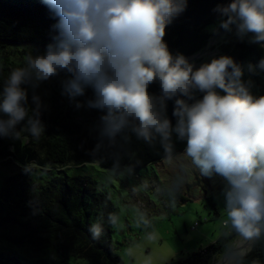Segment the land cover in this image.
<instances>
[{"label": "clouds", "instance_id": "obj_1", "mask_svg": "<svg viewBox=\"0 0 264 264\" xmlns=\"http://www.w3.org/2000/svg\"><path fill=\"white\" fill-rule=\"evenodd\" d=\"M56 21L52 43L43 54H29L0 87V137L19 139L22 129L34 138L45 131L44 105L35 89L60 76L61 95L77 109L99 117L93 154L127 142L131 132L152 145L157 139L167 156L173 135L186 143L185 152L203 177L224 181L223 228L245 240L264 237V95L253 93L247 72L264 71L258 64H237L226 55L196 67L181 53L173 55L165 30L187 7V0H42ZM219 28L264 46V0H229L217 4ZM159 83L160 94L149 91ZM28 87L33 89L29 116ZM91 89L92 96L83 102ZM173 100L172 116L167 101ZM109 223L117 218L109 215ZM93 239L103 225L92 223Z\"/></svg>", "mask_w": 264, "mask_h": 264}, {"label": "trees", "instance_id": "obj_2", "mask_svg": "<svg viewBox=\"0 0 264 264\" xmlns=\"http://www.w3.org/2000/svg\"><path fill=\"white\" fill-rule=\"evenodd\" d=\"M228 2L187 0L186 9L165 30L164 40L170 52L189 57L204 49L212 35L207 28L220 20L213 9L217 4ZM55 22L42 0H0V51L11 44L43 54L47 45L52 43V25ZM224 32L220 28L215 30L216 34ZM220 50L222 55L230 56L237 64L245 66L248 63L256 65L264 58V46L250 43L249 37L228 39ZM4 53L3 50L0 53V87L13 69L25 64V59L15 60ZM244 79L254 81L255 95H264V71L257 69L255 74H250L245 67ZM34 91L44 105L40 117L44 133L38 139L34 138L26 130V124L22 123L18 126L22 129L19 139L0 137V166L11 170L0 184V231L6 232V238L15 245H28L36 250L53 249L62 260L82 258L85 264H122L114 251V225L108 219L110 214L115 215L114 205L91 178H69L62 174L40 182L33 178V172L48 169L63 172L70 165L93 161L110 170L141 169L169 156L158 139L149 145L131 132L127 133V142L118 137L115 146H106L93 154L98 130L91 135L89 130L74 122L72 109L64 108L58 102L54 103L49 113L45 97L37 89ZM149 91L159 95V83L152 84ZM28 94L31 116V87H28ZM91 96L89 89L84 97L77 99L84 101ZM173 107L174 101H167V115L175 123ZM92 114L99 122L102 113L94 110ZM173 144L171 156L185 151L186 143L179 141L175 135ZM95 222L101 223L104 228L99 239H93L89 231ZM238 237L237 233L229 231L176 264H212L229 250ZM0 264L25 263L0 251ZM238 264H264V237L254 241L250 252Z\"/></svg>", "mask_w": 264, "mask_h": 264}, {"label": "rangeland", "instance_id": "obj_3", "mask_svg": "<svg viewBox=\"0 0 264 264\" xmlns=\"http://www.w3.org/2000/svg\"><path fill=\"white\" fill-rule=\"evenodd\" d=\"M219 21L207 28V32L212 34L207 49L209 55L189 59L196 67L221 56L220 46L227 43L228 39H239L235 28L216 34ZM2 50L15 60L38 54L31 49L26 51L22 45L10 44L2 48L0 53ZM64 78L65 75L61 73L58 77L42 82L36 89L45 97L49 113L55 102L64 108H71L74 122L94 135L99 124L92 114L95 109H77L74 103L61 95V81ZM95 112L98 113V110ZM10 172V169L0 166V184ZM62 174L69 178L89 177L110 198L117 218L112 241L122 264H176L230 231L223 228L226 215L222 195L223 179L218 175L211 178L201 176L185 151L141 169L124 168L116 171L102 168L97 161H93L70 165L63 172L56 169L35 170L33 178L44 182ZM5 235L6 232L0 231V251L19 258L25 264H85L82 258L62 260L53 249L36 250L28 245H15ZM231 250L216 263L225 260Z\"/></svg>", "mask_w": 264, "mask_h": 264}, {"label": "bare ground", "instance_id": "obj_4", "mask_svg": "<svg viewBox=\"0 0 264 264\" xmlns=\"http://www.w3.org/2000/svg\"><path fill=\"white\" fill-rule=\"evenodd\" d=\"M235 28V27H234ZM208 49V48H207ZM205 49L203 52L199 53V54H194L192 56H189L187 58H189L190 60L201 57L205 51L207 50ZM252 241L249 240H245L244 238H242L240 236V238L237 241V245H235V247L231 250V252L228 254V256L226 257L225 260L219 262V263H215V264H238L239 260L247 253L250 251V249L253 246L254 241L252 242V244L250 245ZM250 245V247L248 248V246Z\"/></svg>", "mask_w": 264, "mask_h": 264}, {"label": "water", "instance_id": "obj_5", "mask_svg": "<svg viewBox=\"0 0 264 264\" xmlns=\"http://www.w3.org/2000/svg\"><path fill=\"white\" fill-rule=\"evenodd\" d=\"M233 28H234V26H233ZM226 32H228V31H225L224 33H226ZM209 43H210V41H208V43H207V45H206V47H205L204 49H202L201 51H199V52L196 53V54H199V53L203 52L205 49H207V48L209 47ZM45 49H46V48H45ZM236 240H237V239H236ZM236 240L234 241V243L236 242ZM234 243H233V244H234ZM233 244L230 246L229 250L232 248ZM252 247H253V246H252ZM251 249H252V248H251ZM229 250L223 255V257L214 260V261L212 262V264H215L216 262L222 260V259L226 256V254L229 252ZM249 252H250V251H249ZM249 252H248V253H249ZM248 253H247V254H248ZM247 254H245L243 257H245Z\"/></svg>", "mask_w": 264, "mask_h": 264}, {"label": "crops", "instance_id": "obj_6", "mask_svg": "<svg viewBox=\"0 0 264 264\" xmlns=\"http://www.w3.org/2000/svg\"><path fill=\"white\" fill-rule=\"evenodd\" d=\"M208 53H209V51H208V50H206L204 54H208ZM208 55H209V54H208Z\"/></svg>", "mask_w": 264, "mask_h": 264}]
</instances>
